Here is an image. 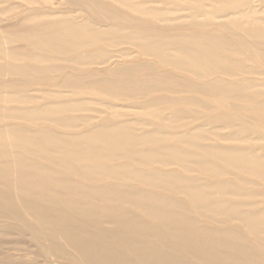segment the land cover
<instances>
[{
  "label": "rangeland",
  "instance_id": "rangeland-1",
  "mask_svg": "<svg viewBox=\"0 0 264 264\" xmlns=\"http://www.w3.org/2000/svg\"><path fill=\"white\" fill-rule=\"evenodd\" d=\"M7 130L19 138L0 132V264H85L67 238L127 264H209L173 217L211 231L219 253L264 259V0H0ZM98 133L116 142L89 145ZM119 216L145 228L140 252L112 239Z\"/></svg>",
  "mask_w": 264,
  "mask_h": 264
},
{
  "label": "bare ground",
  "instance_id": "bare-ground-1",
  "mask_svg": "<svg viewBox=\"0 0 264 264\" xmlns=\"http://www.w3.org/2000/svg\"><path fill=\"white\" fill-rule=\"evenodd\" d=\"M204 56V55H203ZM207 61V58L204 57L203 62L196 58V61H188L187 64H194L196 66L205 64ZM115 72V71H114ZM220 94V92L215 93ZM1 133L4 132V135H10L13 131L10 132V130L7 131H0ZM10 132V134H7ZM95 135V134H94ZM100 136H95L93 142H90L89 145H95V144H113L116 142V140L112 139L109 136H103L102 134L98 133ZM12 138L14 140H18V136L14 133H12ZM30 141V140H27ZM97 141V142H96ZM91 150H94L95 147H90ZM95 167V169L100 168L98 165L96 166H90V168ZM23 180L26 182H32L35 183V181L31 178V174L24 175ZM44 178H46L44 176ZM191 188H188L186 192H190ZM194 191V190H193ZM192 191V192H193ZM191 193V198H193V195ZM201 196L195 197L196 200H199ZM148 207H151V205H147ZM210 209L213 211L218 210L219 214H225L230 217L235 218L236 213H233V210L231 208H223L222 205H211ZM148 210H157V208H148ZM222 210V211H221ZM258 218L255 216H244L242 217L241 221L250 229V230H258L259 223ZM133 219V218H132ZM134 220V221H133ZM129 219L125 216H119L114 219V222L118 224L120 227V230L122 231H115L112 233V239L118 241V243L123 244V247L126 250L132 251L136 250V252H140L139 245L135 242L133 235H137V230L141 229L142 233H145V228L136 220V219ZM171 231L174 234V237L177 239V241L181 245H185L187 248L190 249V252L193 254H199V256L204 257L209 264H226L227 260H236V258L246 261L249 264H264V259H259L254 253L251 251H245L242 247L236 248V252L238 253V256H235L234 254H229L227 252L225 253H219L215 250L217 244H215L210 238L209 235L211 231L209 230H189V221L181 217L179 219L172 218L171 219ZM156 235L158 239H160V234L156 231L153 233ZM66 243L76 252V256H73L74 260L76 259L79 262H83L85 264H127L126 260H122L123 257H119L115 255L113 252H111L108 248L104 247L102 243L99 241H90L88 240H74L71 238L66 239ZM236 247V246H235ZM235 247L233 249L235 250ZM148 254L150 257H156L153 253H149V249L146 248ZM145 253V252H143ZM136 255V254H135ZM69 256V257H71ZM144 256H148L147 253L144 254ZM157 261H159L160 264H181L179 261H177L176 258H174L171 255H160L158 258H155Z\"/></svg>",
  "mask_w": 264,
  "mask_h": 264
}]
</instances>
